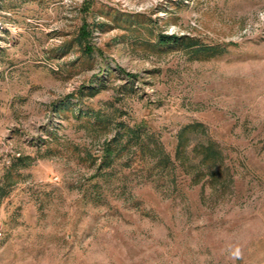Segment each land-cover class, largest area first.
<instances>
[{
	"label": "rangeland",
	"instance_id": "rangeland-1",
	"mask_svg": "<svg viewBox=\"0 0 264 264\" xmlns=\"http://www.w3.org/2000/svg\"><path fill=\"white\" fill-rule=\"evenodd\" d=\"M0 264H264V0H0Z\"/></svg>",
	"mask_w": 264,
	"mask_h": 264
},
{
	"label": "trees",
	"instance_id": "trees-1",
	"mask_svg": "<svg viewBox=\"0 0 264 264\" xmlns=\"http://www.w3.org/2000/svg\"><path fill=\"white\" fill-rule=\"evenodd\" d=\"M161 43L164 44H169L171 42L176 43V44H183L185 43L186 45L188 42H182L181 37H175L170 41H167L165 38L160 39ZM192 47H194L196 50L194 51V55H199V54H206L208 56H212L214 54L220 53V50L217 47H210V46H203L199 44H188ZM196 46V47H195ZM190 47L191 49H193ZM200 125L198 124H191L187 125L183 128V130L180 132L178 136V144H177V149L175 153L174 159L171 158V156L167 153L165 155L162 153L159 156L158 162H160L164 167H167V174L175 176V173L178 169L183 170L186 173H189L193 171L194 176H193V183L198 184L199 180L203 178V176H206L207 173L211 175V178H215L216 176V170L214 172V169L217 167L219 163L223 161L221 151L216 148L215 143H209V144H201L197 145L195 149H193V152L195 154V157L200 158V161L198 164H187L188 160V152H187V132L191 131L195 128H198ZM126 135L128 136V142L126 144H123L120 149H126L129 148L132 145H141L140 143V129H129L126 131ZM118 141V139H115L113 142L115 143ZM113 143V144H114ZM114 146V145H113ZM112 146V144L108 143L107 147L105 148V157H104V162L106 163L107 166L111 165L112 156L115 152V148ZM142 146V145H141ZM156 147V146H155ZM119 149V150H120ZM157 153H161V150L156 147ZM205 168V169H204ZM190 170V171H189ZM192 173V174H193ZM173 186H177L173 182ZM6 187H2L3 193H5Z\"/></svg>",
	"mask_w": 264,
	"mask_h": 264
}]
</instances>
